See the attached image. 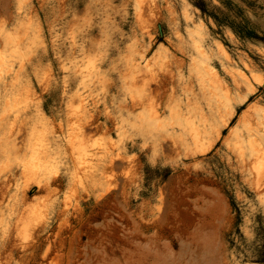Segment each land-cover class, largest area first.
Masks as SVG:
<instances>
[{
    "label": "rangeland",
    "instance_id": "374dc122",
    "mask_svg": "<svg viewBox=\"0 0 264 264\" xmlns=\"http://www.w3.org/2000/svg\"><path fill=\"white\" fill-rule=\"evenodd\" d=\"M194 1L0 0V264H264V0Z\"/></svg>",
    "mask_w": 264,
    "mask_h": 264
},
{
    "label": "trees",
    "instance_id": "16d2710c",
    "mask_svg": "<svg viewBox=\"0 0 264 264\" xmlns=\"http://www.w3.org/2000/svg\"><path fill=\"white\" fill-rule=\"evenodd\" d=\"M195 5H197L203 14H209L215 18L219 24H229L233 30L242 38H252L259 39L260 36L254 28L250 26V21L246 18H242L241 21L230 20L226 14L219 16L213 11L209 10L207 3L204 0H195ZM227 5L233 4L232 0H225Z\"/></svg>",
    "mask_w": 264,
    "mask_h": 264
},
{
    "label": "bare ground",
    "instance_id": "6f19581e",
    "mask_svg": "<svg viewBox=\"0 0 264 264\" xmlns=\"http://www.w3.org/2000/svg\"><path fill=\"white\" fill-rule=\"evenodd\" d=\"M203 49V48H202ZM204 53V52H203ZM246 114V113H245ZM14 242V240H13V238H11V237H9V236H5L4 237V239H3V241L0 243V249H1V251H8V250H11V253H13V250H14V248L13 249H11V246L14 244V246L15 245H19L20 246V248H22V250L25 252L27 249H29V248H34L32 251H31V253L33 254V257H37V255H38V246H31V245H29V244H23L22 242V244H17V243H13ZM30 246V247H29ZM1 253V252H0ZM9 254H10V252H9ZM11 255V254H10ZM28 257V254H24L23 255V258L24 259H26L27 260V264H33L34 263V261L33 262H31L30 263V259H28L27 258ZM12 258H13V256H12ZM45 258V257H44ZM37 259V258H36ZM38 263V262H37ZM36 263V264H37ZM42 263H44V261H41V264Z\"/></svg>",
    "mask_w": 264,
    "mask_h": 264
}]
</instances>
